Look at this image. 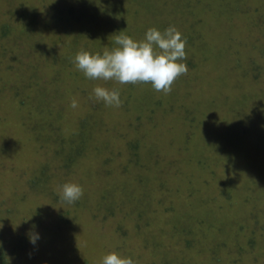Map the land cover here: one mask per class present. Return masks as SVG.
Here are the masks:
<instances>
[{
  "label": "rangeland",
  "instance_id": "374dc122",
  "mask_svg": "<svg viewBox=\"0 0 264 264\" xmlns=\"http://www.w3.org/2000/svg\"><path fill=\"white\" fill-rule=\"evenodd\" d=\"M169 26L189 70L168 93L74 66ZM65 183L83 188L74 204ZM0 251L4 264H264V0H0Z\"/></svg>",
  "mask_w": 264,
  "mask_h": 264
},
{
  "label": "clouds",
  "instance_id": "9594fccd",
  "mask_svg": "<svg viewBox=\"0 0 264 264\" xmlns=\"http://www.w3.org/2000/svg\"><path fill=\"white\" fill-rule=\"evenodd\" d=\"M117 47L101 53L80 51L74 57V66L89 80L115 81L120 85L146 83L151 84L157 92L168 93L174 81L188 72L186 59V40L174 27L169 26L163 32L149 28L141 41L127 35L115 38ZM159 49V53L155 49ZM92 95L106 106L119 108L122 104L119 89L102 86L93 88ZM72 108L78 107L73 99ZM61 200L74 204L83 196V188L76 183H65L61 186ZM33 245L40 239V234L32 231L28 236ZM102 264H135L131 257L117 252L103 256Z\"/></svg>",
  "mask_w": 264,
  "mask_h": 264
},
{
  "label": "trees",
  "instance_id": "16d2710c",
  "mask_svg": "<svg viewBox=\"0 0 264 264\" xmlns=\"http://www.w3.org/2000/svg\"><path fill=\"white\" fill-rule=\"evenodd\" d=\"M6 32V31H5ZM132 91V90H131ZM159 98H158V100H157V102H155V104H156V106H161V104H162V101H161V99H163V97H164V95H163V93L162 94H160L159 96H158ZM243 153V155L245 154L244 152H242ZM2 252L0 251V263H2V264H4L3 263V260H2ZM2 261V262H1Z\"/></svg>",
  "mask_w": 264,
  "mask_h": 264
}]
</instances>
